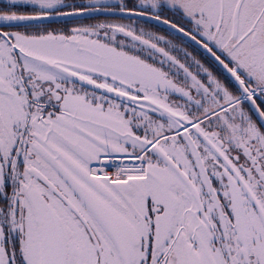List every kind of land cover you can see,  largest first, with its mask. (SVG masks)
<instances>
[{"label": "snow or ice", "instance_id": "1", "mask_svg": "<svg viewBox=\"0 0 264 264\" xmlns=\"http://www.w3.org/2000/svg\"><path fill=\"white\" fill-rule=\"evenodd\" d=\"M0 264H264V0H0Z\"/></svg>", "mask_w": 264, "mask_h": 264}]
</instances>
